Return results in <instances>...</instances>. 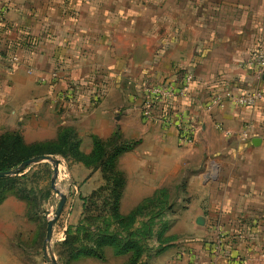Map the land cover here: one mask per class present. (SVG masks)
<instances>
[{"label": "crops", "instance_id": "1", "mask_svg": "<svg viewBox=\"0 0 264 264\" xmlns=\"http://www.w3.org/2000/svg\"><path fill=\"white\" fill-rule=\"evenodd\" d=\"M3 9L0 134L16 131L31 145L71 127L84 154L93 136L105 140L115 130L133 142L116 160L125 180L119 213L157 191L171 206L161 250L135 264H264V93L248 107L210 103L218 93L264 90V78L245 64L250 50L264 48V0H0ZM185 73L192 76L185 92L144 117V88L179 85ZM68 89L71 98L60 100ZM162 109L184 114L192 143L164 124ZM66 168L81 196L103 183L99 169L74 161ZM25 207L12 195L0 204V264H28L16 240ZM218 225L226 254L241 262L211 254ZM130 258L105 246L102 259L73 264Z\"/></svg>", "mask_w": 264, "mask_h": 264}, {"label": "trees", "instance_id": "2", "mask_svg": "<svg viewBox=\"0 0 264 264\" xmlns=\"http://www.w3.org/2000/svg\"><path fill=\"white\" fill-rule=\"evenodd\" d=\"M26 43L29 45L30 41ZM17 44L22 45L23 42L19 40ZM92 139V151L84 154L79 150L78 135L71 127L61 129L54 141L31 145L24 144L21 135L16 131L4 132L0 134V171L10 170L36 155H61L67 160L99 169L103 183L97 188L107 191L103 202L105 206L110 207L108 214L102 217L105 219H100L96 224L93 223L95 219L82 218L77 221L76 225L68 226L65 239L61 244L68 247L71 261L84 256L102 259L103 248L111 246L115 254L131 253L129 262L135 264L148 251V248L143 245V239L146 240L155 235L159 241L155 253L161 250V244L165 242L163 235L169 226V222L164 220L163 216L171 209V206L167 204L165 192L157 191L152 197L144 199L128 214L121 215L119 200L125 180L116 167V160L119 154L133 146V142L123 140L118 130H115L105 140L95 136ZM13 178L0 177V204L10 195L27 202L26 194H21L23 190H12ZM91 193L94 194L93 191ZM87 199L89 197H81L82 206L86 205ZM149 208H155L156 211L151 212L147 222L140 224V227L135 226L139 214L141 212L144 214ZM154 225L157 226L155 232L153 231ZM69 235L72 237L70 238Z\"/></svg>", "mask_w": 264, "mask_h": 264}, {"label": "rangeland", "instance_id": "3", "mask_svg": "<svg viewBox=\"0 0 264 264\" xmlns=\"http://www.w3.org/2000/svg\"><path fill=\"white\" fill-rule=\"evenodd\" d=\"M51 159L40 160L24 168L21 170L22 172L4 176L14 177L11 183L13 185L11 187L12 190H23L21 194H26V220L23 221L20 219L18 222L17 231L19 235L16 240H18L17 245L23 248L25 260L28 264H49L47 258L50 259L51 256L54 257L56 264H73L75 260L71 261L69 259L68 247L61 244L65 239L67 227L76 225L77 221L82 218L95 219L93 223L96 224L100 219H105L102 217H106L110 209L103 202L107 191L95 188L92 190L94 194L90 191L87 195L81 196L79 190L75 192L71 178L67 174L66 165L70 160L65 159L61 155L51 156ZM52 161H57V175L54 183L55 189L50 184L53 175ZM22 174L24 175L21 176ZM60 194L66 196V201L60 216L52 226L51 239L46 243L44 250L43 243L46 239L47 222L54 216ZM81 197H89L85 206H82ZM77 211H80L79 214ZM153 211H156L155 208H149L145 212L143 211L144 214L141 212L137 217L135 226L140 227V224L147 222L149 215ZM153 231H157L156 225L153 226ZM15 233L17 232L15 231ZM69 236L70 238L72 237L71 235ZM142 241L143 245L148 248V251L156 249L159 245V241L155 238V235Z\"/></svg>", "mask_w": 264, "mask_h": 264}, {"label": "built area", "instance_id": "4", "mask_svg": "<svg viewBox=\"0 0 264 264\" xmlns=\"http://www.w3.org/2000/svg\"><path fill=\"white\" fill-rule=\"evenodd\" d=\"M4 9L0 10V33L7 27V21L4 18ZM12 61H16L15 55L11 56ZM246 66L253 72L255 78L262 80L264 75V48L257 47L248 52ZM30 72V70H28ZM52 76H55L53 73ZM192 76L189 73H185L180 81V84L165 83V84H151L144 88L143 97L141 99V114L149 118L152 116L153 110L156 106L163 105L165 102L175 96L182 95L189 83ZM71 89L58 94L60 100H67L71 98ZM264 90L259 86L253 87L249 90H244L239 93H218L210 98V103L219 107H223L225 102H230L235 107H248L253 106L263 95ZM98 95H95V100L98 99ZM160 118L166 125L173 126L178 134L179 140L182 143L190 144L193 142L195 128L188 122L183 113L172 114L167 110L162 109L160 112ZM245 135V133L243 134ZM215 238L211 243V254L216 257L225 256L232 262H241L242 256L239 254L231 255L226 254L227 239L223 227L218 225L215 228ZM264 253V247L262 248Z\"/></svg>", "mask_w": 264, "mask_h": 264}, {"label": "water", "instance_id": "5", "mask_svg": "<svg viewBox=\"0 0 264 264\" xmlns=\"http://www.w3.org/2000/svg\"><path fill=\"white\" fill-rule=\"evenodd\" d=\"M264 78V75L262 76ZM52 160L50 155H36L34 157H31L29 159H26L24 161H22L17 167L7 170V171H0V177H4V176H10V175H14L19 173L21 170H23L24 168L30 166L31 164H34L40 160ZM53 162V175L51 177L50 180V184L51 187L53 189H55L54 187V183H55V177L57 175V161H52ZM66 201V196L64 194H60V198L56 207V210L54 212V216L52 219H50L47 222V227H46V239L43 243V249L45 250L46 247V243L51 239V235H52V226L55 222V220L60 216L61 211L63 209V206L65 204ZM47 261L49 264H56V261L54 259L53 256H51V258H47Z\"/></svg>", "mask_w": 264, "mask_h": 264}]
</instances>
